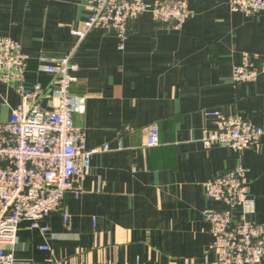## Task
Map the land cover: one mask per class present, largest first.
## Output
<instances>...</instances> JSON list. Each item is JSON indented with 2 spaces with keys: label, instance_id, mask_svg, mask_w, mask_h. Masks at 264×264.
Listing matches in <instances>:
<instances>
[{
  "label": "crops",
  "instance_id": "1",
  "mask_svg": "<svg viewBox=\"0 0 264 264\" xmlns=\"http://www.w3.org/2000/svg\"><path fill=\"white\" fill-rule=\"evenodd\" d=\"M188 5L192 16L179 29L140 15L120 49L115 34L99 28L78 41L87 0H0V36L19 41L29 56L26 85L53 83L41 55L73 51L74 124L87 149L109 147L91 156L82 192H66L62 209L44 219L47 231L21 223L15 264H218L202 211L222 204L203 184L237 163L247 199L233 220L243 214L264 223V135L239 154L201 143L214 128V110L264 123V74L254 82L231 78L242 53L255 66L264 59V10L246 15L230 10L228 0ZM18 102L0 83V121ZM153 122L159 144L147 148Z\"/></svg>",
  "mask_w": 264,
  "mask_h": 264
},
{
  "label": "built area",
  "instance_id": "2",
  "mask_svg": "<svg viewBox=\"0 0 264 264\" xmlns=\"http://www.w3.org/2000/svg\"><path fill=\"white\" fill-rule=\"evenodd\" d=\"M89 16L80 30V42L93 28L111 32L119 48L129 34V24L148 13L152 20L179 29L192 16L188 0H87ZM232 11L246 15L264 10V0H228ZM73 51L60 57L41 55L39 61L54 76L48 87L26 85L28 54L19 41L0 36V83L19 96L9 118L0 121V264H15L14 248L22 222L30 228L49 229L44 219L59 212L66 192H82L89 173L91 156L108 150L107 144L87 149L85 132L73 121L76 64ZM264 74V59L255 66L249 53L231 68L234 82H254ZM214 128L201 139L203 148L220 144L239 154L255 146L264 135V123H255L237 114L211 111ZM159 144L153 122L145 136L147 148ZM206 196L222 207L206 208L202 216L211 235L208 249L218 264H255L264 257V223L248 220L243 214L233 220L232 211L247 199L246 174L240 163L203 184ZM63 222L69 216L62 212ZM43 246V249H47ZM114 264V263H101Z\"/></svg>",
  "mask_w": 264,
  "mask_h": 264
}]
</instances>
